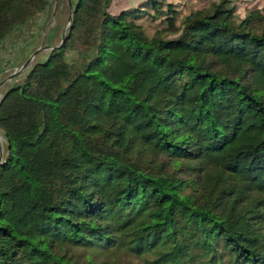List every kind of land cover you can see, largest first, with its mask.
Wrapping results in <instances>:
<instances>
[{
	"label": "trees",
	"instance_id": "16d2710c",
	"mask_svg": "<svg viewBox=\"0 0 264 264\" xmlns=\"http://www.w3.org/2000/svg\"><path fill=\"white\" fill-rule=\"evenodd\" d=\"M70 4L1 93L0 264H264V0Z\"/></svg>",
	"mask_w": 264,
	"mask_h": 264
},
{
	"label": "rangeland",
	"instance_id": "374dc122",
	"mask_svg": "<svg viewBox=\"0 0 264 264\" xmlns=\"http://www.w3.org/2000/svg\"><path fill=\"white\" fill-rule=\"evenodd\" d=\"M65 5L66 1L62 0L60 7L62 10L60 11V9L57 10L56 0H49L46 15L37 16L32 23L28 24L25 28L17 30L8 40H6L0 53V83L13 75L15 71L37 50L38 45L35 46L34 44L36 43L37 32L39 29L42 28L44 31H47L50 28L57 27L61 34H63L64 29H67V19L69 15V6L66 10ZM147 22L151 23L149 21ZM147 27L153 28L154 26L152 24L147 25ZM61 41L62 37L56 39V44H60ZM35 58L32 60V63ZM25 70L22 72H25ZM6 83H9V81H6L0 86V97L4 90L3 86H5ZM1 142L2 138L0 137V143Z\"/></svg>",
	"mask_w": 264,
	"mask_h": 264
},
{
	"label": "water",
	"instance_id": "95a60500",
	"mask_svg": "<svg viewBox=\"0 0 264 264\" xmlns=\"http://www.w3.org/2000/svg\"><path fill=\"white\" fill-rule=\"evenodd\" d=\"M68 6H69V15H68V19H67V28L68 26L71 24V20H72V8H71V4H70V0H68ZM67 29L65 28L62 34V41L60 43V45L64 42V36L66 33ZM60 45L57 47L59 48ZM47 49V47H40L38 48L30 57L29 59L21 66L19 67L15 73L11 76H9L5 81L0 83V86L5 83L6 81H10L13 77H15L17 74H19L20 72H22L23 70H25L26 68H28L30 66V64L32 63V60L37 56L38 53L45 51Z\"/></svg>",
	"mask_w": 264,
	"mask_h": 264
}]
</instances>
